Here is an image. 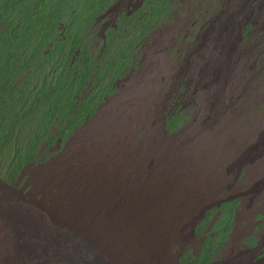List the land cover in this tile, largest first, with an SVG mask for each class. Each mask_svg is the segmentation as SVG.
<instances>
[{
  "label": "rangeland",
  "instance_id": "374dc122",
  "mask_svg": "<svg viewBox=\"0 0 264 264\" xmlns=\"http://www.w3.org/2000/svg\"><path fill=\"white\" fill-rule=\"evenodd\" d=\"M113 117L148 143V168L191 137L223 156L170 264H264V0H0V255L10 219L57 264H114L49 223L36 184Z\"/></svg>",
  "mask_w": 264,
  "mask_h": 264
},
{
  "label": "bare ground",
  "instance_id": "6f19581e",
  "mask_svg": "<svg viewBox=\"0 0 264 264\" xmlns=\"http://www.w3.org/2000/svg\"><path fill=\"white\" fill-rule=\"evenodd\" d=\"M106 122H115L114 117L75 143L63 162L38 175L37 189L46 196L40 211L54 228L80 240L93 260L100 255L114 264H170L169 243L178 239L200 202L223 185L221 151L206 136L191 137L166 144L148 168V143L129 137L124 122ZM54 185L61 190L58 197L50 194ZM8 225L15 242L7 256L0 255V264H21L20 259L57 264L55 253L50 258L39 240L36 251L21 246L18 223L8 219Z\"/></svg>",
  "mask_w": 264,
  "mask_h": 264
},
{
  "label": "clouds",
  "instance_id": "9594fccd",
  "mask_svg": "<svg viewBox=\"0 0 264 264\" xmlns=\"http://www.w3.org/2000/svg\"><path fill=\"white\" fill-rule=\"evenodd\" d=\"M222 72V71H221ZM222 76H220V73L218 72V75L217 76V80H220L222 78H227L229 80V86H228V89L229 91L231 90V87H232V78L231 75H226V74H221Z\"/></svg>",
  "mask_w": 264,
  "mask_h": 264
},
{
  "label": "trees",
  "instance_id": "16d2710c",
  "mask_svg": "<svg viewBox=\"0 0 264 264\" xmlns=\"http://www.w3.org/2000/svg\"><path fill=\"white\" fill-rule=\"evenodd\" d=\"M4 41H5L4 44H6V41H7V40L5 39ZM4 44H3V45H4ZM26 83H27V81H24V82L21 84L22 88L25 87Z\"/></svg>",
  "mask_w": 264,
  "mask_h": 264
}]
</instances>
